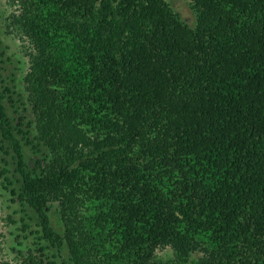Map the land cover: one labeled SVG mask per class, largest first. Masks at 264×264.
I'll return each instance as SVG.
<instances>
[{
    "label": "trees",
    "instance_id": "16d2710c",
    "mask_svg": "<svg viewBox=\"0 0 264 264\" xmlns=\"http://www.w3.org/2000/svg\"><path fill=\"white\" fill-rule=\"evenodd\" d=\"M190 1L194 26L166 0L8 1L44 151L28 169L1 86L0 137L61 264H264V0Z\"/></svg>",
    "mask_w": 264,
    "mask_h": 264
},
{
    "label": "rangeland",
    "instance_id": "374dc122",
    "mask_svg": "<svg viewBox=\"0 0 264 264\" xmlns=\"http://www.w3.org/2000/svg\"><path fill=\"white\" fill-rule=\"evenodd\" d=\"M8 1L0 0V86L2 90L5 87L12 90L10 94L4 92L5 118L23 147L28 169L32 170L40 159L42 150L44 151L38 147L34 115L28 103L24 83L35 49L32 40L14 24L16 9ZM166 1L183 22L190 26L197 23V13L190 0ZM20 131L24 133L21 134ZM1 138L0 263L21 264L30 254H34L37 261H44V264H61L60 253L41 239L38 219L32 210L24 209L18 197L12 194V189L19 187L20 174L17 171L13 144ZM55 207L52 208L53 213L56 211ZM52 222L57 228L55 214L52 215ZM173 258L174 252L170 247L157 252V260L165 262Z\"/></svg>",
    "mask_w": 264,
    "mask_h": 264
}]
</instances>
